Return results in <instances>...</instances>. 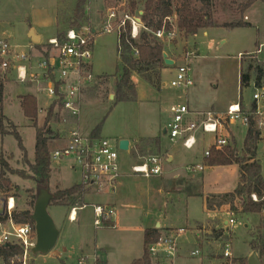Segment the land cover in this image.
Wrapping results in <instances>:
<instances>
[{
    "label": "rangeland",
    "instance_id": "obj_1",
    "mask_svg": "<svg viewBox=\"0 0 264 264\" xmlns=\"http://www.w3.org/2000/svg\"><path fill=\"white\" fill-rule=\"evenodd\" d=\"M143 1H134L137 3L136 12L143 9ZM246 1L212 0L214 22L221 26L239 22L242 17L244 19L240 5ZM77 2L78 0H0V39L7 40L15 54H27L28 61L22 64L27 67L31 65L41 74L44 69H39L37 64L43 59L40 52L46 55L57 53L54 47L48 45L50 39L57 38L61 45L70 28L81 25L100 28L107 8L115 4L114 0H87L83 17L77 18L74 12ZM130 12L136 14L131 8ZM249 19L254 27L234 30L212 27L200 30L196 36L188 39L179 31L174 41L160 42L164 53L168 55V59L175 61V65L166 66L161 72V81L156 79L155 71H150L148 75L154 78V85L146 82L141 75L134 74L132 82L136 86V96L129 101H121L123 93L132 98V92L123 90L121 93L118 87L121 61L117 34L96 35L92 60L96 80L82 95L78 118H72L62 105L56 106L55 116L49 124L53 132L49 136V149L52 153L64 147L68 134L75 127L79 128L82 135L87 136L101 124L100 138L111 141L117 148L121 140L131 142L128 152L118 148L123 176L121 185L117 186L115 193L87 192L84 196L85 205L81 207L76 222L68 220L71 208L51 204L49 214L60 231L58 243L53 249L58 257L35 256L30 253L26 260L23 258V262L77 264L83 257L88 258V264H92L94 259L98 261L95 264H130L142 257L146 227L153 226L158 220L164 228L173 229L172 234L176 236L179 231L175 229L184 231L177 237V257L172 261L165 260L164 264H228L223 257L226 244L231 246L237 259H248L253 252L252 234L256 237L264 235L263 213L231 215L236 224L228 227L224 225V221L229 220L230 215L219 212L214 216L207 214L202 197L193 195L197 193L205 197L209 193L233 191L239 179L238 165L216 169L207 167L204 153L214 144L216 136L199 132L197 145L194 149L187 150L182 142H172L164 134V129L171 120L170 108L173 105L186 104L191 112L214 111L223 114L230 105L240 103L241 99L246 103L252 101L255 90L253 86L241 88V70L242 62L246 64L251 59L260 61L258 58L264 60V3L255 4L249 13ZM176 21L178 27L177 17ZM31 31L40 36L39 46L31 41ZM187 54L192 56L186 58ZM14 62L20 64L16 58ZM14 62L10 63L12 68L5 73L0 68V75L6 81L5 85L7 84L3 109L4 115L17 128L25 153L21 151L14 135L2 136L1 132L0 153L13 170L30 175L25 158L32 163L35 160L36 128L24 115L20 99L24 97L22 95L37 97V123L41 127L53 98L46 92L38 93L36 83H18L13 70ZM184 64L191 67L194 85L189 88L172 87L177 67ZM46 86V82L41 85L42 88ZM6 129L10 131L7 125ZM228 134L232 142L235 141L232 147L241 153L247 128L237 124L227 125L223 135ZM143 136H156L160 142V151L154 143H148L145 139L135 142ZM154 156L162 158L160 175L144 177L133 173L134 165ZM168 157H172L173 161L168 162ZM257 158L264 178V139L258 145ZM71 165L66 160L52 161V194L81 183L80 171L72 169ZM196 165L203 166L204 171L190 172L189 168ZM8 176L12 189L8 193L0 192V209L2 201L9 199L14 200L15 208L11 215L5 212L9 219L5 223L0 222V236L5 231L12 232L10 221L13 213L28 211L33 214L37 199V187L33 181L18 175ZM97 204L117 206L116 214L112 217L113 224L95 227L92 205ZM160 233L161 236L164 235ZM261 246H264V241ZM194 251H199L201 255L191 257ZM258 254L264 264V251ZM152 261L157 264L155 259Z\"/></svg>",
    "mask_w": 264,
    "mask_h": 264
},
{
    "label": "built area",
    "instance_id": "obj_2",
    "mask_svg": "<svg viewBox=\"0 0 264 264\" xmlns=\"http://www.w3.org/2000/svg\"><path fill=\"white\" fill-rule=\"evenodd\" d=\"M114 1L115 4L107 8L106 17L100 28H91L88 25L70 28L61 45L57 38L50 39L48 45L54 47L57 53L55 55L50 53L37 63L39 69H44L41 74L37 71L33 72L30 66L22 64L28 61L27 54H15L10 43L5 39H0L1 70L4 73L10 70L12 68L10 63L14 62V58H16L20 64L14 62L13 70H15L18 83H36L38 93L46 92L53 98V102L57 101L61 104L72 118H78L82 107V95L96 80L92 67L96 35L115 33L119 42V36L127 26L135 40L140 38L143 31H148L141 20L143 12H136V10V14L130 12L132 3L136 0ZM167 24L170 26L169 29L166 27ZM178 33L176 16H173L166 18L164 26L152 34L159 42H172L178 37ZM135 55H138L137 51ZM191 56V54H187L186 58ZM176 71V77L171 82L172 87L189 88L194 85L191 67L188 64L178 66ZM45 82L47 86L42 88L41 85ZM253 101L256 103L255 109H243L241 104L237 103L230 105L225 114H218L214 111L191 112L186 104L173 105L170 108L171 120L165 127V135L172 142H182L183 147L187 150L195 148L199 132L216 136L214 144L204 153L205 158L210 157L211 149L220 150L230 145L231 140L228 135H223L227 125L237 124L249 128L253 120L260 139H264V89L255 91ZM118 148L107 139L82 135L79 128L75 127L69 133L67 144L51 153V160L53 162L70 161L72 169L80 171V185L87 192L115 193L118 181L122 177ZM132 171L134 174L144 177L158 176L162 173V158L150 157L141 164L134 165ZM189 171L192 173L203 172L204 167L196 165L189 168ZM10 200H7L6 212L11 215L15 207L11 208ZM252 200L258 202L257 196L252 195ZM93 212L95 227L99 228L108 223H114L112 217L115 216L116 209L113 206L93 205ZM262 213L264 215V211ZM68 220L70 222L77 220V208L71 210ZM235 224L236 220L233 218L227 221L228 227H233ZM0 226H2L1 223ZM11 228L12 232L5 231L0 236V246L7 244L20 246L24 251L23 262V258L26 260L36 245V232L30 224L15 225L12 220ZM183 232V230H179V235ZM150 253L157 264H164L165 260H174L178 255L177 236L174 234L162 236L157 243L150 247ZM49 255L58 257V254L53 251ZM199 255H201L199 251L191 253V257ZM223 257L228 261V264H238L229 244L225 245ZM87 259L82 257L77 264H88ZM25 260L23 264H26ZM94 262L97 260L94 259L92 264H95Z\"/></svg>",
    "mask_w": 264,
    "mask_h": 264
},
{
    "label": "trees",
    "instance_id": "obj_3",
    "mask_svg": "<svg viewBox=\"0 0 264 264\" xmlns=\"http://www.w3.org/2000/svg\"><path fill=\"white\" fill-rule=\"evenodd\" d=\"M86 1L78 0L74 11L77 18L83 17ZM257 2L264 3V0H247L240 5L242 15ZM141 4L143 6L141 20L148 31H143L139 40H135L131 36L129 26H127L126 30L122 31L119 36L118 54L121 61V78L118 87L121 93H123V90H126V92L130 91L133 94L132 98H128L123 93L121 101L133 100L136 96V86L132 82L134 74L141 75L146 82L154 85V78L148 75V73L155 71L156 79L161 81V71L167 68L163 58L164 47L162 43L153 37L152 33L164 26L166 18L173 16L178 18V30L186 39L196 36L200 30L212 27H224L229 30L253 27L250 23L244 21L243 17L239 22L225 23L218 26L213 19L212 0H144ZM136 7L137 3H132L134 11ZM166 27L169 29V24ZM136 51L138 52L137 56L135 55ZM1 62L2 60L0 59V68ZM240 80L242 89L251 88L252 86L255 91L264 89V61L251 59L246 64L242 62ZM5 83L6 81L0 75V132L2 136L14 135L19 141L21 151L25 153L16 126L4 115ZM56 106L61 107V104L57 101L52 103L47 111L44 125L39 127L37 123L39 116L37 98L33 95L22 97L21 108L23 113L32 121L33 126L36 128L35 160L32 163L25 158V163L30 172V175H27L24 171L13 170L8 160L0 153L1 193H8L12 189V183L8 175H18L19 177L33 181L37 187V193L40 188L50 189L52 160L49 149V136L53 132L49 124L55 116L54 111ZM251 108H256L255 102L252 103ZM6 125L10 128V131L6 129ZM101 127L102 125L99 124L92 131L91 136L99 138ZM260 141L256 124L252 120L249 128H247L241 153L232 147L235 141L220 150L211 149L210 157L204 160L208 167L238 165L240 177L238 186L233 192L210 195L204 199L205 209L208 213L219 212L248 216L260 214L264 211V178L262 176V166L257 158ZM146 142L154 143L157 150H159L160 142L158 138L147 139ZM86 193L87 190L83 189L80 184L66 190H58L53 193L51 204L71 209L81 208L85 205L84 196ZM252 195L257 196L258 202L252 200ZM31 216L32 214L28 211L18 214L13 213L12 220L15 224H30L35 231ZM8 219L7 214L0 216V222L2 223H5ZM161 237L159 229H147L144 234L143 255L131 264H154L150 247L157 243ZM262 241H264V235L256 237L252 234V250L263 252L264 246L260 247ZM23 253V249L18 245L7 244L0 246V264H23ZM235 261L238 264H248L247 258Z\"/></svg>",
    "mask_w": 264,
    "mask_h": 264
},
{
    "label": "water",
    "instance_id": "obj_4",
    "mask_svg": "<svg viewBox=\"0 0 264 264\" xmlns=\"http://www.w3.org/2000/svg\"><path fill=\"white\" fill-rule=\"evenodd\" d=\"M29 37L34 44L39 43V38L34 35L33 32L30 33ZM163 58L166 66L173 67L175 65L173 60L168 59V55L166 53L163 54ZM112 98L113 96H111V99ZM119 149L125 152L130 151V141L121 140L119 142ZM52 201L53 194L50 189H38L34 212L31 216V219L35 225L37 237L36 245L32 249V255H49L58 243L60 231L57 228L53 218L49 214V207ZM7 204V200L2 201L0 216L5 214ZM248 264H262L257 251H253L248 257Z\"/></svg>",
    "mask_w": 264,
    "mask_h": 264
},
{
    "label": "crops",
    "instance_id": "obj_5",
    "mask_svg": "<svg viewBox=\"0 0 264 264\" xmlns=\"http://www.w3.org/2000/svg\"><path fill=\"white\" fill-rule=\"evenodd\" d=\"M256 4V3H255ZM255 4L251 7V8H249L246 12H245V14H244V21H246V22H248V23H250L253 27H254V25L250 22V19H249V13L251 12V10L254 8V6H255ZM31 32H33V31H31ZM30 32V33H31ZM34 33V35H36L38 38H39V43H40V36H38L35 32H33ZM38 43V44H39ZM38 44H36L37 46H39ZM40 56L43 58L44 56H46V54H43L42 52H40ZM242 56V55H241ZM240 56V57H241ZM257 58H258V56H257ZM260 61H264L263 59H260V58H258ZM174 61V60H173ZM175 62V61H174ZM30 67H31V69L33 70V72H36V70H34L33 69V67L30 65ZM164 70V69H163ZM162 70V71H163ZM161 71V72H162ZM31 84H34V83H28V84H24V85H31ZM135 84V83H134ZM7 85V84H6ZM6 85H5V88H6ZM254 95V94H253ZM22 96H26V95H22ZM34 96V95H33ZM20 97L21 96H19V99H20ZM253 97V96H252ZM37 98V97H36ZM254 101H253V98H252V101H250V102H248V103H246L245 101H244V99H241V102H240V104L242 105V107H243V109H250L251 108V105H252V103H253ZM20 104H21V99H20ZM229 108V107H228ZM217 113V112H216ZM218 114H222V113H218ZM223 114H225V113H223ZM164 131H165V129H164ZM230 134H232V132L230 133ZM91 135V134H90ZM68 136H69V134H68ZM68 136H67V139H68ZM228 136H229V134H228ZM232 136V135H231ZM233 137V136H232ZM100 138V137H99ZM157 137L156 136H143V137H140L139 139H136V141L135 142H138L139 140H147V139H156ZM230 138V137H229ZM231 140V139H230ZM134 142V143H135ZM231 142H232V140H231ZM130 149H131V142H130ZM159 151H160V148H159ZM204 160H205V158H204ZM167 161L168 162H172L173 161V158L172 157H168V159H167ZM232 166V165H231ZM208 167V166H207ZM218 167H221V166H215V167H209L210 169H216V168H218ZM123 177V176H122ZM122 177H121V179L118 181V184H117V186L120 184L121 185V180H122ZM239 177H240V173H239ZM238 183H239V179H238ZM238 183H237V186H238ZM237 186H236V188H237ZM235 188V189H236ZM69 189V188H68ZM234 189V190H235ZM66 190V189H65ZM233 190V191H234ZM233 191H226V192H222V193H209V194H206L205 195V197L202 195H200V194H197V193H195V194H193V195H195V196H199V197H202V200H203V208L205 209V202H204V199L207 197V196H210V195H221V194H225V193H230V192H233ZM106 192V191H105ZM91 193H95V194H100V193H97V192H91ZM101 193H104V192H101ZM97 205H100V204H97ZM109 206H113L115 209L117 208V206L116 205H109ZM92 208H93V205H92ZM80 210H81V208L79 209V208H77V220H78V217H79V212H80ZM205 211H206V209H205ZM70 212H71V209H70ZM206 213L207 214H209V215H215L217 212H214V213H208L207 211H206ZM70 214V213H69ZM227 214V213H226ZM228 215H233V214H228ZM69 216V215H68ZM231 218H233L232 216H231ZM230 218V219H231ZM227 221L228 220H225L224 221V225H226L227 226ZM76 222V221H75ZM10 224H11V221H10ZM116 224V223H115ZM247 227V226H246ZM147 229H159L160 230V232H162L164 235H162V236H165V235H168V234H172L173 232H174V230L173 229H168V228H164L163 226H162V223H161V221H156L154 224H153V226H149V227H146V229H145V231L147 230ZM165 229V230H164ZM175 230H181V229H175ZM145 231H144V234H145ZM179 236V235H178ZM177 236V237H178ZM143 238H144V236H143ZM143 242H144V239H143ZM143 249H144V244H143ZM143 255V254H142ZM152 259H155V258H153L152 257ZM239 259H242V258H239ZM135 260H137V259H135ZM135 260H133V261H135ZM132 261V262H133ZM131 262V263H132ZM106 263V262H105ZM130 263V264H131ZM107 264V263H106Z\"/></svg>",
    "mask_w": 264,
    "mask_h": 264
},
{
    "label": "bare ground",
    "instance_id": "obj_6",
    "mask_svg": "<svg viewBox=\"0 0 264 264\" xmlns=\"http://www.w3.org/2000/svg\"><path fill=\"white\" fill-rule=\"evenodd\" d=\"M10 205H11V208H14L15 207V202L13 199L10 200Z\"/></svg>",
    "mask_w": 264,
    "mask_h": 264
}]
</instances>
